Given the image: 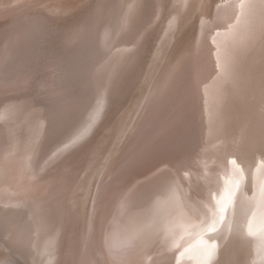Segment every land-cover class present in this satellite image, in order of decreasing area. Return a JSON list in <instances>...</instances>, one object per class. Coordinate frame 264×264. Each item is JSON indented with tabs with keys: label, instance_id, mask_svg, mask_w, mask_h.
Segmentation results:
<instances>
[{
	"label": "rangeland",
	"instance_id": "rangeland-1",
	"mask_svg": "<svg viewBox=\"0 0 264 264\" xmlns=\"http://www.w3.org/2000/svg\"><path fill=\"white\" fill-rule=\"evenodd\" d=\"M129 1L114 0V4L111 3L107 7V10L112 9V12L105 23L106 34L104 40H102V44H107L102 47L108 46V50L111 51H114V46L118 49L115 53L114 66H112L114 73L112 72L111 75L108 73V75L106 71L109 65H107L106 59L100 57L106 53H103V55L93 53L91 51L93 48H90L88 44H84L80 47L81 49H75V47L65 48L64 38H67L72 29L82 23L81 20L84 22L88 18L87 14L90 16L92 13L94 14V8L97 5L94 4L95 0H0V19H3L1 17H15L26 11L27 14L32 15H30L31 19H35L33 22L31 19L28 21L30 24L34 23L33 26H35V35L32 40L37 37V42L35 41L33 47L27 44L22 49L20 47L10 49L12 50V53L10 51V57H8L10 59L2 60L0 65L1 78L4 70H9L10 74L11 72L14 73V63L16 60L20 62V72L18 74L20 78L9 85L10 87L13 86V90H9L8 93L1 91L2 86H8L9 83L0 86V135L7 136L11 132L8 129H12L13 126L18 131L17 133L23 134L24 132L28 134V121L31 122L35 119L44 129H50V127H47L48 117L50 119V115L53 114L51 118L55 120L56 115H58L57 122H54L58 125L52 126V131L51 129L47 130L45 134V131L41 128L46 136L44 138L43 133L39 134L38 141L42 143L41 147L43 145V148L39 153L37 152L38 160L35 156L30 161L23 157V161L19 160L15 165L14 158L16 156H13L10 151L6 150L0 153L1 223L3 222L5 225L3 220L16 218L15 221L24 226L22 214L20 213L22 209L26 207L46 209L50 203L59 206L58 211H53L45 223L40 221V224H37L38 235H41L42 224L46 225L44 235L40 237V240L34 239L29 233L27 235V241L30 242L28 246L30 252L38 251L40 254L42 252V255H45L48 250H44V248H53V258L50 257L49 261H45L43 264H96L89 237L90 224L96 217L95 211L93 212V209H95L93 203V196H96L95 192L100 191L99 186L102 181L107 183L112 180L110 178L112 175H106L109 170L113 168L115 172L119 173L126 163H131L136 158L133 157L136 150L141 146L144 147L145 144L147 145V142L151 140L152 131H159L160 127H165L163 123L165 119L171 117L176 120L179 116V111L173 113L172 111L174 108L175 110L181 108V100L173 99L174 91L170 101L168 98L172 88L166 90L161 87L158 92L156 91L154 95H151L154 88L162 82L165 76L168 75L167 81L170 82L176 75L177 81L179 75L183 73L186 77L178 92L180 98L192 96L199 92V98L202 99L200 105L202 102L205 105L208 104L211 86L206 84L210 82L216 86L221 84L224 63H218L217 60L221 53L220 47L226 45L225 41L233 30L240 28L237 25V19L241 15L252 20L256 14L241 12L246 8H240L238 12L218 11L221 10V5L228 10L224 0H216L213 3L210 0H194V3L190 4V8L186 9L180 8V3L177 0H174L176 4L178 3L177 6L173 5V0H166V8H159L158 15L153 18L147 27L141 28L142 34L131 31L128 38L127 35L130 32L128 27L132 24H130L131 19V22L142 24L144 16L149 15V12L144 10V13L143 11L140 12L139 16L132 14L129 21V11L131 12L132 7L138 8V6H133L134 3L132 5L130 2V5ZM140 8H142L141 4ZM147 8L149 7L147 6ZM93 14L92 17H94ZM113 15L118 16L114 17ZM37 18L40 19L37 20ZM111 20L113 23H111ZM118 21L121 23H118ZM110 24L114 25L111 26ZM132 25L135 26V23ZM105 39H108V41ZM4 40V36H2L0 38L1 47ZM192 56L196 60L195 65L193 64V67L190 65L183 71L185 64ZM52 62L54 63L52 64ZM93 63L99 66L97 71L96 67L95 71L94 68L92 69ZM33 70H35L34 74ZM48 70L52 72L54 70L53 78H55L51 80L52 83L47 80L49 75L46 74L50 73ZM92 70L93 74L96 75L95 79H97L94 83L90 82L91 79H88V77H91ZM166 70L167 72H165ZM55 71L57 74H55ZM98 74L99 76H97ZM31 75H33V78L32 80L30 78L31 83L26 84L29 86H27V90L26 86L23 87L24 90H20L21 83ZM171 75H173L172 78H169ZM111 76L113 80H109ZM42 79L43 81H41ZM203 84L206 86L202 88ZM52 85L56 92V98L54 99L51 98L54 93L51 92ZM87 85H89V88ZM30 87L31 89H29ZM56 87L61 89L59 88L56 91ZM66 87H68V90ZM83 87H87L86 90ZM204 89L206 90L204 91ZM235 89L230 88L234 91ZM89 90H91L90 94L88 93ZM74 91L78 92L77 95ZM93 91L95 93H92ZM238 91L242 92V88H238ZM47 93H50V96ZM79 93L80 96H78ZM59 94L62 96L59 98L60 101L57 99V96L60 97ZM69 96L70 102L67 99ZM77 96V99L82 103L84 102L83 104L79 100L74 105L71 103ZM246 97L248 101L246 104L249 106L253 101L252 93L250 92ZM62 100L66 104L63 111L58 108L61 107ZM52 107L55 109L57 107L59 111L54 110ZM74 108L77 109L74 110ZM9 109H11L12 114ZM52 109L54 110L53 113L51 112ZM32 111L34 113L29 114ZM38 111H40V115H38ZM18 112L21 114H18ZM69 113L71 114L69 115ZM53 116L55 117L53 118ZM263 116L264 113H262ZM38 117L40 119H37ZM44 118L46 121L42 120ZM9 123L12 125L10 128ZM2 124L4 126H1ZM51 124L53 125V123ZM195 124L193 127L196 128L197 125L195 126ZM5 125L8 127L6 128ZM48 133H51V136ZM53 134H58L56 139ZM204 135L205 137L202 140L199 136H196L193 140L199 146L195 151L197 155L204 154L212 149H219L225 155H217L226 157V164L232 159L231 163L237 166L234 167L235 169L239 171L246 170L242 174L243 178L246 177L247 179V188L239 193L240 186H236L239 180L235 181V185L229 188L231 191L227 190L219 201L218 213H216L215 219L212 220L215 223L212 224L211 222L210 226H207L201 232L202 236L198 243L192 248L184 250L182 254L186 256L183 257L182 261H176L174 264H264V224L255 229L256 231L248 227L243 228L250 206L253 186L256 177H258L260 166L264 162V119H255V121L249 123L247 114H245L232 128L226 125H217L215 122L208 123ZM5 136L3 141L7 140L5 141L7 144L8 137L5 138ZM21 136L17 135V137ZM42 137L46 142H42L43 139L41 141ZM40 149L38 148L37 151ZM194 153L191 152V155L188 156H193ZM148 154L149 152L144 151L142 156ZM57 156L59 162L56 159ZM151 157V159H147L144 165L156 159L157 156L153 155ZM37 161L43 165L42 172L44 173L46 170L45 173L47 174L45 175L57 169L56 166L58 165L54 164L55 161L58 164L62 163L61 165L68 161L71 162L70 166L62 168L61 175L56 173V175L54 174V176L45 179L40 178L42 173L38 171L40 165L36 171L34 169L31 171L32 175L29 177L27 172L30 166ZM60 164L58 168L61 167ZM47 169H49L48 172ZM74 184L78 186L75 188ZM61 186L64 187L60 192L64 200L49 201L47 197L55 195ZM243 187H245V184ZM23 193L34 196L35 204L30 205V197L25 196ZM230 201L233 203L231 204ZM222 212H226V214ZM2 225H0V264H26L23 255L16 251V243L12 242L13 236L3 234L1 228L4 226ZM246 229L251 230V232ZM43 245L45 246L43 247ZM161 264L171 263L163 262Z\"/></svg>",
	"mask_w": 264,
	"mask_h": 264
},
{
	"label": "bare ground",
	"instance_id": "bare-ground-1",
	"mask_svg": "<svg viewBox=\"0 0 264 264\" xmlns=\"http://www.w3.org/2000/svg\"><path fill=\"white\" fill-rule=\"evenodd\" d=\"M95 1L96 2L94 4L97 5L94 8V14L92 13L94 17H92V14L91 16L87 14L88 18H86L84 22L81 20L82 23L72 29L70 34L67 35L68 37L64 38V41L66 42L65 48L68 49L70 47H75V49H79L84 44H88L90 48H93L91 50L93 53L96 52L97 54H102V55L103 53H106L105 55L100 57L102 59L104 58V60L106 59L107 65H109L107 67L106 73L107 74L109 73L111 75L112 72L114 73V71L112 70V66H114L115 53L118 49L114 46L115 49L112 48L114 49V51H111L108 50L109 48L108 46H107L108 48L106 46L105 48L102 47L103 45L107 44V43L102 44L103 43L102 40H104V36L106 34L105 23L107 21L108 16L110 17V14L112 12L111 11L112 9L107 10L108 9L107 7H109L108 5H111V3L114 4V0H95ZM162 1H164L165 5L164 3H162ZM210 1L211 3H213L216 0H210ZM130 2L132 3V5L134 3L133 6H138V8L132 7V10L130 9L131 12L129 11L130 14L128 16L129 21L132 14H137V16H139L140 12L143 11L144 13V10L149 12V15L144 16V21L141 22L142 24L134 21L131 22L132 21L131 19L130 24L135 23V26L131 24L128 27L130 32L128 35L125 34L127 35L128 38L131 34V31L138 33L140 32L142 34L141 28L144 29L149 25V23L153 20V18H155L158 15L159 8H166V0H149L148 2L147 0H130L128 3ZM177 2L180 3L179 4L180 8L182 7L186 9V8H190V4H192V2L194 3V0H177ZM224 2L226 3L228 10L223 8L221 5V10L218 11L238 12L240 8L243 9L246 8L244 11L241 12H251L256 14L252 18V20L250 18L246 19V16L241 15V17L237 19L238 22L237 25L240 28L235 29V31L233 30L231 32L232 34H230L229 38H227L226 40L227 42L225 41L226 45H224V47H220L219 50L221 53L219 56L217 55L218 56L217 60L218 63H224V68L221 74V84L217 86L212 85V82L206 84L211 86L208 104L205 105L202 102V104L200 105L202 99L199 98V92L197 93L198 95L193 94L192 96H186L182 99L180 98L178 92L184 83V78L186 77V75L183 73L179 75L177 81H176V75L173 78H172L173 75H171L169 78H172V81L170 82L167 81L168 75L164 74L167 75L165 76L166 78L164 77L165 79L163 78L162 82H160L154 88L151 95H154L156 91L158 92L161 89V87H163L166 90L172 88L168 98L170 101L172 93L174 91L173 99H177V101L181 100L180 101L181 108L178 110H175L174 108L172 111V113L175 111H179V116L176 120H173L171 117L165 119L163 121L165 127L164 128L160 127L159 131H152L151 132L152 136L150 137L151 140L147 142V145L145 144L146 146L145 145L144 147L141 146L138 150H136L135 154L133 155V157L135 156L136 158L134 157L135 159H133L131 163L130 162H128V164L126 163L123 166V169L119 173L115 172V169L113 168H112L113 170L111 169L112 171L109 170V172L106 173V175L108 174L110 176L112 175L110 177L112 180L107 183L106 182L104 183L102 181V183L99 186L100 191H98V193L95 192L96 196L95 197L93 196L94 202L93 201L92 202L95 205L94 206L95 209H93V212L95 211L96 217L94 221H92L90 224L91 228H90L89 237L91 240L92 252L96 264H161L163 262H170L171 264H174L176 261L177 262L182 261L183 257L186 256L185 254H182V252H184V250L186 249L192 248V246L198 243L199 239L202 236L201 232L204 231L207 226H210L212 220L215 219L216 217L215 215L216 213H218L219 210L217 207L220 199H222V197L226 194L227 190H230L229 188H231L232 185H235L236 183L235 181L239 180V182L236 183V186H240L238 189L239 193L243 191L245 188H247V179L246 177L243 178V174H242V172L246 170L239 171L235 169L234 167L237 166L231 163L232 159L229 161L228 163L229 165L226 164L225 163L227 162L225 160L226 157H221L224 156L225 154H223L219 149H214V150L212 149L209 152H206L201 155H197L195 151L199 146H197V144H195V142L193 141L196 138V136L201 137L200 140L204 139L205 137L204 134L206 133L208 123L212 124L213 122H215L217 125L220 126L226 125L232 128L238 121H240L243 118L245 114H247V119L249 123L255 121V119H260V120L264 119V116L262 117V113H264V0H224ZM140 4L142 8H140ZM177 4L176 1L174 2L173 0V5L177 6ZM147 6L149 8H147ZM113 8L115 7L113 6ZM136 11L137 13H135ZM116 13L118 14V12ZM30 15L31 14H27V12L24 11L15 17L12 16L7 18L1 17L3 19H0V38L4 36L5 40L3 41L4 44H2V47L0 46L1 47L0 65L2 63V60L5 61L7 60L6 58L10 57L9 55L12 53V50L10 49L16 47L17 49L18 47L22 49L27 44L31 45L32 47L35 46L34 43L35 41L37 42L36 40L37 37H35L34 40H32L33 36L35 35V30H34L35 26H33L34 23L32 24H30V22L28 23V21H30L31 19ZM39 19L40 18H37V20ZM31 20L32 22L33 20L35 21L34 18H32ZM111 23H113V21ZM118 23L121 22L118 21ZM110 37L111 36L109 34V38ZM105 40L108 41V39ZM118 44L119 41L116 44L117 47ZM19 63H20L19 60L18 61L16 60V62L14 63L13 66L14 69L12 67L14 73L11 72L10 74L9 70L3 71L1 76L4 78L2 77L0 78V86L3 85L4 83L5 84L9 83V84L8 86L3 85L1 91L8 93L9 90L10 91L13 90L12 88L13 86L10 87L9 85H12L14 80L20 78L18 77L19 76L18 74L20 72ZM53 63L54 62H52V64ZM195 63L196 60L192 56L185 64L183 71L186 70L190 65H192L193 67V64L195 65ZM95 67L97 71L99 66L96 63L95 65L93 63L92 69L94 68V71H95ZM34 71L35 70H33V74ZM49 72L50 73L46 74L49 75L47 76L48 77L47 80L49 81L54 80L55 78V77L53 78L54 70L53 72L52 71ZM165 72H167V70ZM55 74H57L56 71ZM32 76L33 75L28 76V79L24 80L23 83H21L22 84L21 86L19 85L20 90L23 89V87L25 88V86L27 90L28 85L26 84L27 83L29 84V82L33 78ZM90 76L91 77L90 78L88 77V79H91L90 82L94 83V81L97 79H95L96 75L93 74V70L92 73H90ZM97 76H99V74ZM109 80H113L112 76L109 78ZM41 81H43V79ZM204 84L202 85V88L206 86ZM53 85L51 88L52 91L49 90L51 92H54L51 95V98L53 97L52 99L56 98V92L53 88ZM93 85L95 86V84ZM88 86L89 85H87V87ZM229 86L231 89L236 88L235 91L230 90ZM66 88L68 90V87ZM85 88L83 87V89ZM238 88L239 89L242 88V92L238 91ZM29 89H31V87ZM58 89L56 91H58ZM20 90L19 92H21ZM205 90L206 89H204V91ZM90 91L91 90H89L88 93ZM46 92L48 91L46 90ZM63 92L60 93L62 94ZM250 92L252 93L253 101L248 106L246 104L248 102L246 96ZM76 93L78 92H75V94ZM92 93L95 92L93 91ZM47 94H49L48 96H50V93ZM80 95L81 94L79 93L78 96ZM78 96L71 101L73 105L77 102V100H79L77 99ZM61 97H62L61 95L60 97L57 96V99ZM67 99L70 102V96ZM31 100H29V102H31ZM50 101H54V100H50ZM64 101L66 102V99ZM65 102H63L62 100V105L60 104L61 107H58L61 109V111L65 110L64 109V106H66V104H64ZM80 102L82 103V101ZM54 107H52L54 110L59 111L57 107L56 109ZM53 109L51 111L52 113L54 111ZM75 109L77 108H74V110ZM9 110L11 111V109ZM38 112H39L38 115H40V111ZM33 113H34L33 111L29 112V114L31 115ZM18 114L21 113L18 112ZM70 114L71 113H69V115ZM52 115L53 114H51L50 119L48 117L47 120L49 121L47 127H50V129L55 124L58 125L57 123L54 124L56 119H58L57 118L58 115H56V117L53 116V118L54 117L56 118L55 120L51 118ZM1 116L3 117V115ZM26 116L28 117V115ZM39 117L37 119H40ZM64 119L66 120V118ZM35 120H32L31 122L28 121V125H29L28 134L24 132L23 134L17 133L18 131L14 128L15 126L12 127V125L9 123L10 124L9 128L12 127V129L10 130L8 129V131L12 132L13 130L14 134L12 133L13 134L12 135L11 132L8 133L6 131V133L8 134L7 136L5 135L4 136L5 138L8 137L7 144L5 142L7 140L3 141V137H4L3 134L0 135V153L6 150L10 151V153L13 156H16V158H14L15 165L19 160L23 161L22 160L23 157H26L28 161H30L33 158V156H35L38 160L37 152L39 153L43 148V145L41 147L42 143L38 141L39 134L41 135L43 133V130L45 131L46 134L47 130L50 129H44L43 126H41L38 123V121ZM42 120H45V118ZM50 122L53 123V125ZM194 124L195 126L197 125L196 128L193 127ZM1 126L4 125L2 124ZM7 127L8 126H6V128ZM41 128H43V130ZM45 134L43 133V137L46 136ZM50 134L49 136H51ZM17 135L20 136L22 135V136L17 137ZM54 135L55 134H53V136ZM56 135L54 137L55 139H56ZM43 137L41 138V141L42 139L44 140L45 137L44 138ZM42 142H46V141L44 140ZM130 142L131 141L129 140V143ZM38 148L41 149L37 151ZM49 148L47 149L49 150ZM144 151L149 152V154L142 156V153ZM191 152L192 153L195 152V153L193 154V156L189 157L188 155ZM217 154L221 156H218ZM153 155L157 156L156 159H153L150 162L148 161L149 163L144 165L147 159L148 160L151 159L152 158L151 156ZM179 156L181 157L180 159ZM56 159L58 161V156ZM71 161H73V159H71ZM71 161L66 162L64 165H61L62 163L61 164L59 163L61 165V167L59 168H58L59 164L55 161L54 164L56 163L58 165L56 166L57 169L54 168L55 171L49 172L50 174L48 173V175H45L47 174L45 173L46 172L45 169H44L45 172L44 173L42 172L43 170L41 169H43V165H41L37 161L36 163H33L30 166V169L27 172V174L30 177V175H32L31 171L33 169L36 171V169L41 165L38 170L39 172H42L40 178L45 179L47 177L54 176V174L56 175V173L61 175L62 168L64 169L70 166ZM196 165L197 168L195 169ZM48 171L49 169H47V172ZM244 184L245 187H243ZM77 186L78 185L74 184L75 188ZM62 188L64 187L61 186L57 190V193L55 195L49 196L47 197V199L52 202L58 199L64 200V198H62L61 196L62 193H60L61 190H63ZM23 194L25 196L28 195L30 197V201H29L30 205L35 204L34 196L25 193ZM231 196L230 198H232ZM232 203L233 202H231V204ZM58 208H59L58 205H54L50 203L47 205L46 209L45 208L43 209L41 207H26L21 210L22 212L18 210L22 214V219H23L22 222L24 223V226H21V223L18 224L17 221H15L16 218L15 219L9 218L6 221L3 220L5 222V225L3 222H2L3 225L0 222L1 223L0 225L4 226L1 228L3 234H5L6 236L8 235L13 236L14 239L12 237L10 238L13 239L12 241L13 243L14 242L16 243V244L14 243L15 248L17 249L16 251L17 253L23 255L26 264H43L45 261L48 262L50 257L51 259L53 258L54 251L52 247L44 248V250H48L47 254L45 255H42V252L40 254L38 251L30 252L28 247L30 242L27 241V235L29 233V235H31L34 239L40 240V237L44 235L46 225L42 224V231L40 233L41 235H38L36 229V227L38 226L37 224H40V221L45 223L47 218L51 216V213L53 211L54 212L58 211ZM222 213L226 214V212H222ZM214 223L215 222H212V224ZM262 224H264V162L260 166L258 177H256L253 186L252 195L250 198V206H249L248 214H246L244 220L243 228L248 227L249 229L255 230L258 229ZM20 228L22 229L20 230ZM66 228L68 229V227ZM248 232H251V230ZM258 233H254V234H258ZM45 245H43V247Z\"/></svg>",
	"mask_w": 264,
	"mask_h": 264
}]
</instances>
